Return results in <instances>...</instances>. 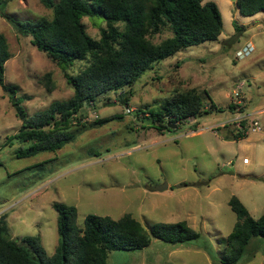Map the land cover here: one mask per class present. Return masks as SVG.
I'll list each match as a JSON object with an SVG mask.
<instances>
[{"label":"rangeland","instance_id":"obj_1","mask_svg":"<svg viewBox=\"0 0 264 264\" xmlns=\"http://www.w3.org/2000/svg\"><path fill=\"white\" fill-rule=\"evenodd\" d=\"M210 1L224 22L218 39L183 48L154 63L136 83L86 105L87 121L65 130L70 138L61 148L19 156L31 143L15 138L22 121L0 85V216L6 215L12 239L40 236L53 255L59 242L54 204L60 202L77 207L80 227L89 214L115 219L131 214L148 231L156 223L186 221L200 233L179 244L151 236L144 249L112 251L108 264H223L226 239L238 222L230 199L240 198L255 219L264 212V12L243 15L237 0L202 3ZM0 12L20 20L54 16L40 0H2ZM83 22L92 37L100 38L105 19L84 17ZM0 32L11 53L5 83L17 85V98L28 115L73 96L64 72L80 73L87 60L56 64L30 37H19L1 14ZM250 43L251 53L238 57ZM48 73L53 91L46 85ZM191 88L199 90L204 102L201 116L179 123L171 117L167 123L177 127L160 130L142 112ZM104 118L109 120L94 123ZM253 119L259 120L260 132L249 131ZM231 131L246 136L227 138ZM163 184L169 188L155 190ZM236 264H264V238L254 237Z\"/></svg>","mask_w":264,"mask_h":264},{"label":"trees","instance_id":"obj_2","mask_svg":"<svg viewBox=\"0 0 264 264\" xmlns=\"http://www.w3.org/2000/svg\"><path fill=\"white\" fill-rule=\"evenodd\" d=\"M40 1L53 10L52 19L20 20L5 12L0 14L19 37H30L31 44L56 64L71 65L76 60H87L89 64L75 75L64 72L74 90L71 98L54 101L47 109L28 115L17 98V85L5 83L6 63L11 53L7 37L0 32V85L10 93L22 121L15 138L31 143L20 149L22 157L61 148L70 138L65 130L87 121L86 105H94L100 96L136 83L154 63L181 49L218 39L224 28L221 11L213 1L204 4L203 0ZM237 5L246 16L264 12V0H237ZM92 16L106 21L98 39L88 33L83 22L84 17ZM166 33L169 36L157 41ZM45 78L46 85L51 84L48 90L53 91L51 74ZM212 107L223 110L216 105ZM229 109L235 107L230 104ZM142 112L161 130L169 127L166 119L173 117L174 123L184 122L201 116L205 108L199 90L191 88L176 92L158 109ZM108 120L104 118L94 123ZM245 136L241 131L233 134L235 139ZM229 204L238 222L226 239L229 250L221 262L236 264L254 237L264 238V212L260 218H253L237 196H233ZM54 208L58 212L59 242L53 255H48L40 236H26L21 241L12 239L6 215L0 216V264H108L112 251L144 249L150 245L151 236L173 244L200 237L186 221L156 223L148 231L131 214L117 219L89 214L80 227L76 206L56 202Z\"/></svg>","mask_w":264,"mask_h":264},{"label":"built area","instance_id":"obj_3","mask_svg":"<svg viewBox=\"0 0 264 264\" xmlns=\"http://www.w3.org/2000/svg\"><path fill=\"white\" fill-rule=\"evenodd\" d=\"M253 50V47L251 44L246 45L242 50H240L238 52V57H244L247 56L251 53V51ZM241 89L239 91H236L235 95H236V100H238V104L242 103V93H241ZM262 130L260 122L258 119H253L251 122V126H250V130L251 132H260Z\"/></svg>","mask_w":264,"mask_h":264},{"label":"water","instance_id":"obj_4","mask_svg":"<svg viewBox=\"0 0 264 264\" xmlns=\"http://www.w3.org/2000/svg\"><path fill=\"white\" fill-rule=\"evenodd\" d=\"M169 127L176 128L177 124H174V125L169 124ZM167 189H168V185L167 184L159 185V186L156 187V190L159 191V192L165 191Z\"/></svg>","mask_w":264,"mask_h":264},{"label":"crops","instance_id":"obj_5","mask_svg":"<svg viewBox=\"0 0 264 264\" xmlns=\"http://www.w3.org/2000/svg\"><path fill=\"white\" fill-rule=\"evenodd\" d=\"M251 45H252V47H254V45L252 44V43H250ZM243 87V86H242ZM244 100H246V98L244 97ZM246 103V107L248 106V103L247 102H245ZM232 111V110H231ZM261 111H264V109L263 110H261ZM261 111H257V112H261ZM233 131H231V133H228V137L227 138H233V139H235L234 137H233ZM242 139H244V137H242V138H238V139H235V140H242ZM168 188H169V186H168ZM155 190H156V188H155ZM157 191V190H156Z\"/></svg>","mask_w":264,"mask_h":264},{"label":"flooded vegetation","instance_id":"obj_6","mask_svg":"<svg viewBox=\"0 0 264 264\" xmlns=\"http://www.w3.org/2000/svg\"><path fill=\"white\" fill-rule=\"evenodd\" d=\"M166 121H168V120H166ZM170 124V123H169Z\"/></svg>","mask_w":264,"mask_h":264}]
</instances>
